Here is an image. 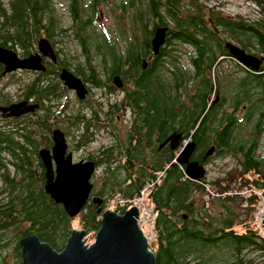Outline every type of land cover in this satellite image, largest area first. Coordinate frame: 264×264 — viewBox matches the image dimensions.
Listing matches in <instances>:
<instances>
[{
	"label": "trees",
	"instance_id": "obj_1",
	"mask_svg": "<svg viewBox=\"0 0 264 264\" xmlns=\"http://www.w3.org/2000/svg\"><path fill=\"white\" fill-rule=\"evenodd\" d=\"M252 1L254 15L248 16L226 14L209 0H68L66 23L56 10V0H0V45L28 54L34 52L41 38L49 39L55 48L59 43L66 47L71 41L78 43L81 51L73 54L74 59L89 61V71L80 65L79 72L94 81L103 76L107 81L116 74L127 78L133 88L129 91L132 106L141 111L145 98L153 127L159 126L163 136L171 130L184 131L177 151L192 136L202 147L215 144L216 157L236 158L234 165L215 177L196 179L186 173L184 163L174 160L172 152L163 156L155 171L144 179L120 188L124 192L119 193L128 199L140 196L144 189L146 199L158 209L156 238L150 242L156 264H264V234L253 224L255 207L264 199V67L255 71L237 58L218 78L213 75L225 61L221 56L232 54L225 45L227 40L257 55L264 53V0ZM108 2L114 20L110 26L99 19L101 4ZM157 26L168 29L155 54L152 37ZM177 43L185 47L179 51L192 54L196 63L203 64L208 55L210 94L201 101L182 95L174 87L171 68L177 53L173 45ZM58 48L61 52L66 49ZM64 63L69 66L67 60ZM235 69L240 70L237 76ZM3 70L0 63V78ZM227 82L232 85L224 86L225 104L233 103L237 108L246 105V120L243 117L237 127L230 122L223 128L210 126L208 142L210 120L217 124L225 113L228 120L234 119L223 104L208 100ZM52 88L51 92L57 93V87ZM28 89L41 100L49 90L38 83ZM10 101L5 93L0 95L1 105ZM192 102L197 103L196 109L189 111ZM56 106L44 104V112L33 118L31 126L25 122L19 129L18 140H37L40 134L50 139L51 129L59 121ZM8 133L0 130V144H9L14 161L12 165L0 157V264H25L19 242L23 236L41 234L62 249L75 217L46 191V180L31 170L26 146H15L14 137ZM208 185L219 194L206 198ZM232 187L247 189V193H228ZM114 195H110L113 208L123 212L125 205L114 202ZM108 203L98 206L89 200L82 210L83 225L96 233L101 224L98 209L110 207Z\"/></svg>",
	"mask_w": 264,
	"mask_h": 264
},
{
	"label": "flooded vegetation",
	"instance_id": "obj_2",
	"mask_svg": "<svg viewBox=\"0 0 264 264\" xmlns=\"http://www.w3.org/2000/svg\"><path fill=\"white\" fill-rule=\"evenodd\" d=\"M173 47L177 52L176 59L171 68L176 91L181 92L182 95L188 96L190 99L201 101V98H205L210 94L209 78L211 68L207 59L208 55L205 56L203 64H199L194 61V56L192 59V54H182L180 52V49L185 48L183 45L177 43ZM54 49L57 57L56 60L49 55L42 54V61L46 65V69L44 70L20 67L5 73V75H16V73L24 71L32 73V78L23 83V87H21V82L23 81L15 77L17 83L20 84L22 93L3 105L14 101L29 100V102H38L39 106L35 110L19 116H6L0 110V119L2 120L0 122V130L4 129L11 133L15 140L13 143L15 146H26L29 164L35 176L47 179V166L40 153L42 148L50 150L53 168L56 170L57 163L53 153V146L55 144L53 131L55 128H60L64 132L67 143L65 156L71 154L73 162L91 161L94 163L95 168L91 175L92 189L90 200H93L98 206H101L105 201L113 203L111 201L113 197L110 199L111 194L115 193L116 195L119 192H124V189L120 188L126 189L131 181L144 179L146 174L154 172L155 167L162 161L163 156H168L172 152H175L174 160H177V156L179 155L177 148H179L183 140L184 131H179L182 133L179 145L177 147L172 146L171 140H167V138L174 130L169 131L163 136L159 126L155 125L153 127L151 125L152 121L146 112L145 98L141 100L143 104L141 111L136 106H132L129 91L133 88L129 87L127 78H122L123 84L120 86L114 83V78L106 81V76H103L100 81H94L90 76L86 78L79 72L78 66L81 65L89 71L88 60L79 61L75 59L73 66L71 64L67 66L64 63L65 60L62 59L63 55L59 51V48L56 46ZM37 51H40L38 47L34 49L33 53ZM194 51L197 52V50ZM19 54L21 56H28L32 53ZM261 55H264V53H261L259 56ZM221 58L225 59V61L229 60L232 62V59L238 61L237 56L233 54H225ZM127 65L129 63L125 64V66ZM235 67H237V64H235ZM262 67H264V60L259 69L249 68L257 71ZM64 68H68L83 80L87 87L84 97L79 96L76 88L70 87L65 83L61 77V72ZM222 68H224V65L221 66L220 64V66L214 69L213 74L215 77L222 71ZM238 73L240 74V70L237 71L235 69L234 75L237 76ZM34 83H38L46 89L57 87V93L56 91L55 93L51 92L54 88L49 89L44 99L41 100L32 94L30 89L27 90V87H32ZM222 87L224 88V85ZM98 88L101 90L100 92L97 91ZM223 88L217 87L214 92L217 97L213 98L209 96L208 100L210 98L213 104H223L222 108L232 113L234 119L228 120L227 117L229 115L225 113L221 114V117L217 120V124L212 123L210 120L207 124L208 132L206 133L208 142H210V126L223 128L224 125L230 122L229 124L237 127L242 123L243 117L247 115V112L244 111L246 105L243 106L244 108L241 106L237 108L233 103L225 104V89ZM235 94L237 95L236 90ZM118 103H122V105ZM44 104L57 105L59 111L55 114V117L59 121L51 129V138H43V135L40 134L37 140L34 137L27 140H18V135H20L19 129L24 127L25 122H28L27 125L31 126L33 118L44 112L42 109ZM196 104L192 102L189 111L196 109L194 107ZM244 120H246V117ZM29 132L34 136L32 129ZM190 143H193V147L188 153L189 161H197L202 164L206 170L203 177H209V164L216 157L217 146L210 143L208 147H202L191 136L182 147ZM8 146L9 144L6 141H2L0 144V157L13 165L14 161L11 158L13 154L9 152ZM212 146H215L213 152L210 151ZM35 147H37V150ZM121 182H123L122 185H120ZM96 197L99 198V201H94ZM99 209H101L102 216V211L106 208L99 207Z\"/></svg>",
	"mask_w": 264,
	"mask_h": 264
},
{
	"label": "water",
	"instance_id": "obj_3",
	"mask_svg": "<svg viewBox=\"0 0 264 264\" xmlns=\"http://www.w3.org/2000/svg\"><path fill=\"white\" fill-rule=\"evenodd\" d=\"M168 26H157L152 37V50L159 53L166 40ZM225 45L230 52L245 65L259 69L264 55H257L247 51L241 45L227 40ZM40 51L28 56H21L19 52L8 46L0 45V63L4 65L3 73L20 67L46 69L42 61V54L56 60L55 49L47 38H41L38 43ZM147 65L144 59L143 66ZM61 77L65 83L76 88L80 97H84L87 87L83 80L64 68ZM114 83L123 84L119 74L114 76ZM38 102L29 100L14 101L7 105L0 104V110L6 116H19L35 110ZM55 144L53 153L57 163L53 168L52 156L48 148L41 149V156L47 166L45 189L57 202L62 203L70 216L78 215L91 198V175L94 163L91 161L73 162L72 155L65 156L67 143L64 132L60 128L53 131ZM181 132H172L167 140L177 147L180 143ZM193 143L182 147L177 160L185 164V171L193 178L200 179L205 174V167L197 161H189V151ZM215 146L210 148L213 152ZM94 198V201H99ZM101 211V209H99ZM140 207L134 204L123 212L114 208L102 211L101 224L91 243L86 236V228L74 227L67 238L64 247L58 248L52 240L45 239L41 234L30 233L20 239L23 262L25 264H156V253L139 221ZM264 226V216L262 217Z\"/></svg>",
	"mask_w": 264,
	"mask_h": 264
},
{
	"label": "rangeland",
	"instance_id": "obj_4",
	"mask_svg": "<svg viewBox=\"0 0 264 264\" xmlns=\"http://www.w3.org/2000/svg\"><path fill=\"white\" fill-rule=\"evenodd\" d=\"M212 4L219 5L223 8L224 12L226 14H232L237 15V13H242L248 16L254 15V3L252 0H209ZM56 10H58V13L62 16V19L66 21V23H69V11H68V0H56ZM112 7L110 2L101 4L100 6V20L103 21V24L110 26L114 24V20L112 18ZM60 45V46H59ZM37 46V44H36ZM57 47H64L66 48L62 53V59L67 60L69 64L73 66V62H75L73 54L79 53L80 46L78 43L75 42H69V45L66 47L63 43H59ZM20 50V49H19ZM81 58L83 60L84 55L81 54ZM231 61H226L221 64V66L224 65V68H222V71L229 67ZM218 67V66H217ZM220 71V72H222ZM3 74V73H2ZM104 74V73H103ZM214 75V74H213ZM19 80H22L21 87H23V83L27 82L32 78V73L30 71L16 73V75L13 74H3V77L0 78V95L5 93L7 97L11 99H15L19 94L22 93L20 90V84L17 83L16 78ZM218 78V75L216 76ZM232 85L231 82H227L224 84V86H230ZM225 89V88H223ZM98 92L101 90L98 88ZM213 98H216L217 95L213 94ZM55 112L58 111V107H55ZM2 120L0 119V122ZM262 142L264 143V135L262 136ZM264 147V144H263ZM236 163V158L234 156L230 157H215L213 162L209 164L210 167V174L208 178H213L217 174L224 172L226 168L230 167L231 165H234ZM1 169V168H0ZM1 183V182H0ZM212 188L216 189L214 186ZM234 188V187H232ZM231 188V189H232ZM260 191V190H259ZM261 193V192H260ZM205 197H207V194H205ZM113 208L115 206V203H109ZM107 209V208H106ZM82 212L81 211L78 215L73 216L75 217L73 219L74 227H80V228H86L83 225L82 221ZM264 216V199L262 198V202L260 203L259 207H255L254 210V218H253V224L255 227H258L259 230L264 234V226L262 225L261 218ZM86 236L88 237V241L91 243L94 241L96 233L93 232V230L86 229ZM151 245V244H150ZM12 256V254H10Z\"/></svg>",
	"mask_w": 264,
	"mask_h": 264
},
{
	"label": "built area",
	"instance_id": "obj_5",
	"mask_svg": "<svg viewBox=\"0 0 264 264\" xmlns=\"http://www.w3.org/2000/svg\"><path fill=\"white\" fill-rule=\"evenodd\" d=\"M208 189H209V193H207L206 198H209L210 195L219 194L218 190L212 188L210 185H208ZM236 192H241L243 194H246L247 189L245 190V189L232 188V189H229L228 191V193H236ZM114 202L125 205V209L134 204H137L140 207L139 221H140L141 226L144 229L145 234L147 235L150 242L151 240L156 238L154 219L158 215V209L155 207L153 203H150L146 199L145 194H144V189L140 196L134 197L132 199L125 198L124 195H122L121 193H118L115 197ZM261 222H262V218H261Z\"/></svg>",
	"mask_w": 264,
	"mask_h": 264
}]
</instances>
